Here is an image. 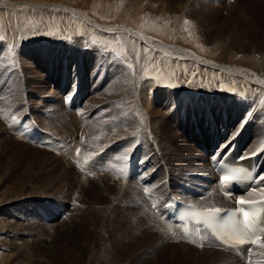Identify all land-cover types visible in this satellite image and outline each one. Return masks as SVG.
Instances as JSON below:
<instances>
[{
    "label": "rangeland",
    "instance_id": "374dc122",
    "mask_svg": "<svg viewBox=\"0 0 264 264\" xmlns=\"http://www.w3.org/2000/svg\"><path fill=\"white\" fill-rule=\"evenodd\" d=\"M156 1L0 0V264H189L176 250L185 247L181 243L168 238L142 243L139 230L146 231L148 223L124 212L133 192L141 200L137 203L149 207L156 201L162 209L161 196L135 189L142 176L137 172L141 150L147 146L139 123L140 98L151 93L152 85V106L158 111L150 115L151 128L159 125L160 144L179 139L172 116L179 114L184 123L189 101L197 95L192 102L219 110L225 102L231 109L247 106L246 125L262 121L259 135L249 138L250 148L262 145L264 93L248 95L218 67L241 69L253 80H258L253 71L264 77V0H162L150 11ZM142 39L163 47H150ZM75 75L80 78L69 84ZM59 87L79 89L78 103L67 98L71 93L64 98ZM166 106L172 108L169 114ZM107 147L113 152L107 153ZM148 150L146 158L157 157ZM180 150L170 154L173 160L166 159L170 170L183 167L177 156L185 160L186 152ZM124 156H134L136 174L131 194L114 202L105 191L110 187L107 170L129 162L117 159ZM194 157L209 166L208 157ZM202 167L185 174L196 180L195 171ZM182 183H177L181 190ZM262 189L258 186L259 195L253 196H264ZM197 195L183 198L201 206L204 202L196 199H209Z\"/></svg>",
    "mask_w": 264,
    "mask_h": 264
},
{
    "label": "bare ground",
    "instance_id": "6f19581e",
    "mask_svg": "<svg viewBox=\"0 0 264 264\" xmlns=\"http://www.w3.org/2000/svg\"><path fill=\"white\" fill-rule=\"evenodd\" d=\"M161 1L162 0H157L156 1L157 4L154 5L150 9V11H155L157 8V5L159 6ZM164 1H166V0H164ZM173 1H176V0H171V2H173ZM167 2H168V0H167ZM35 6L39 7L40 5H38L36 3ZM43 6H45V5L43 4ZM46 6H48V5L46 4ZM0 7H2V5H0ZM160 7H162V5ZM65 9H67L71 13L77 14L81 20L87 22L89 25L97 27L94 23L87 20L83 15H80L78 12L70 10L68 8H65ZM180 10H181V15H182L184 13L185 9L180 8ZM182 18L183 17L180 16V20L175 21V26L177 29L180 28V25H181L182 20H183ZM106 28H107L106 26H103V29H101V31H104ZM116 28L119 29L120 27H116ZM129 28H128V30H129ZM138 37H140V36H138ZM144 40H143V42L150 47H158V48L163 47L162 44L161 45H159V44L152 45V44L148 43V41H146V40L144 41ZM173 48L178 52H182V53L190 56L191 59L193 60V62H195V63L199 62V60L196 57L192 56L187 51H184L183 49H180L178 47H173ZM219 66L220 67H218V68H220V69L222 68L223 70H225L226 72L231 74L230 78L233 79V81L237 84V87L241 91H244V92L246 91L248 95L253 94V93L256 94V92H258L260 94L264 93V77H262V75L253 71L254 76L258 78V80H255V78L253 80L251 77L245 75L244 71L241 69L230 67V66H227L225 64H221ZM137 75H138V73H137ZM140 76L141 75L136 77V83L135 84L137 85V87H138V84L140 83V79H139ZM154 87L155 86L152 85V86H150L149 89H151L153 91L155 89ZM76 90L78 91L76 95H78V99H79L81 96V93L79 92V89H76ZM152 91H150L151 93H149L148 95L145 94V95H143V97L140 98V111L139 112H140V120L141 121H139V123L141 122L142 126L145 129V134H146L145 137L147 140V146L144 150H141L142 158L139 161V165L137 167V170H138L137 172L142 173V176H139V179L137 182L138 187H136L135 189L143 188V191L145 190L148 195H153V196H157V197L161 196L162 209L160 210L157 207L158 204L156 203V201L152 202V204H149V207L146 205H142L140 203L141 200L137 197V194H136V196H133V193H134L133 192L132 197H130L131 202H128V204L126 205L127 209L124 210V212L131 213V211H132L133 213H131V214L134 216V218L136 219L137 222H141L143 224L148 223V227H146V229H147L146 231L139 230V236L142 235L144 238L143 240H140L142 243H146V241H148V242L154 241L156 239L161 240L164 238L165 239L168 238L169 240H171L172 242H175V243H181V245H183L185 247L179 246V247H177L176 250H178V252H180V253L184 252V254H179L180 260L184 258V259H186V261L189 262V264H191V263L192 264H242L239 260L241 258L239 254L232 252L230 249H227V248L223 247L222 245H218L217 243H212V241H208V242L204 243V244L210 246V247H208L209 248L208 250H200V248L203 245L201 243L191 244V242L190 243L186 242L185 239L187 237H185L183 234H181V232L178 230V228L176 226L169 224L167 221L163 220L162 217H163V215L167 214V211L165 208H166L167 204H169V201H168L169 199H170L171 203H173V199H180V200L186 201V200H184L183 197L195 199L197 194L198 195H206L207 192L212 191L213 184L208 182L207 178L204 179V176L210 177V178L216 177L214 172H213L212 167L210 166V157L217 150L216 147H219L220 149L225 147V149H228V147L231 145V143H228V142L231 139H232V142L237 140V142L240 143V145L245 144L247 142L246 143L247 144L246 145L247 151L245 152V154H252V153L261 151L260 155H259V161L263 164V169H264V150L263 149L261 150V148H257V149H253V148L251 149L250 148V145H251L250 140L253 137L255 139V137H257L259 135V132L261 130L260 125L254 126L252 124V122L251 123L248 122L249 124L246 125L248 118L245 116L246 114L244 115V113L248 109L247 106H245L243 108L244 110L242 108L231 109V108L227 107L228 105H226L227 103L225 102L222 105L221 109L219 110L218 106L214 107L210 104H205V105L197 104V103H195L196 102L195 101V102L191 103L190 108H189V114L185 115V116H187V120L184 121V123H183V121L182 122L180 121L179 114L175 115V117L172 116L173 122H171V124L174 125V127L175 126L177 127L178 132L176 133V137H178L179 139H176L175 141H172V142L170 140H166L167 142L165 143V145L160 144V141L163 142L164 138H162L163 133L161 132V129L158 127L159 125L154 128L155 130H152V128H151L152 127L151 126V120H152L151 117L152 116L150 117V115H152V113H154V112L157 113V111H158V110H156L157 107L152 106V102H153L151 99ZM135 103H136V101H135ZM166 105H167V103H166ZM166 108H167L166 109L167 114L172 112V110H171L172 108H170L169 106H166ZM216 109H218V111H216ZM224 114H225V116H224ZM243 116H244L243 119H245L243 121L244 123L242 122L241 126L238 129H235V131H233V129H231L232 135L230 134L231 136L229 135L230 136L229 138L218 143L220 138H222V136L224 135L225 129L228 130L229 128H232V126L235 125L236 122L238 123L239 119H241ZM181 119H183V118L181 117ZM238 125L239 124H237V127H238ZM248 128H251L252 136H247ZM216 129H217V131H216ZM218 130H220V132H218ZM185 135H186V137H185ZM188 137L190 138L191 144L193 146H195L197 149L196 148L193 149L188 144V141L186 140V139H188ZM249 138H250V140H249ZM180 139H182L186 143L182 142V140H180ZM148 146L151 148L152 151H155V154L157 155V157L153 153V154H150L146 158V155L149 154V152H150L148 150L149 149ZM179 146H180V148H179ZM117 149H118V147H117ZM180 149L182 150V152H184V153L186 152V154L184 155V156H186L185 160L181 159L183 156H177L178 157L177 161L179 163L183 164L182 165L183 167L178 166V168H179L178 170H175L174 168H172L170 170V163H168L166 161V159L167 160H169V159L173 160V158L170 157V154L171 153L177 154V153H179ZM106 150H107L106 151L107 153H109L108 151H110V153L113 152L112 151L113 148L107 147ZM161 151H162L163 155L161 154ZM117 154H120L119 149L115 155L117 156ZM194 155H198V156H202V157H208L209 166L204 167L198 161V159L194 157ZM116 156H115V158H116ZM174 158H176V156H174ZM98 160L101 161L102 157H99ZM131 161H132V158L129 159V162H127L128 164L126 163L125 165H123V167H122V165H121V167L119 166V169H117V171H115V170L111 171L110 170L108 172V170H107V173L109 176L107 181L109 182V180H110L111 183L109 182L110 187H107L106 190L105 189L104 190L106 191L107 194L109 192H110V194H112L111 198L114 202L116 201V199H119L123 195L127 194L129 196L131 194L130 193V189H131L130 185L132 186L134 175L136 174L135 163H134V171L133 172H132V170L129 171V165H131ZM114 163L112 162V164H114ZM114 165H116V164H114ZM177 165H180V164L177 163ZM88 166L90 167V164ZM92 167H94V166H92ZM117 167H118V165H117ZM200 167L203 168V170L201 172L195 171V178L198 182L196 180H194V178H192V176H194V174H192V176H188L187 174H185L186 170H188L189 168H200ZM90 170L91 169H89V171ZM121 172H124V174L122 173L123 177L128 176L130 178L128 180L123 179L122 176H120ZM261 177H264V173L261 174ZM190 181L196 183L194 185V187H190L187 185L186 182H190ZM178 182H184L181 185V188L183 191L177 185ZM116 183H117V185H116ZM260 183H264V179H260ZM106 186H108V184ZM112 189L115 190L114 193L111 192ZM249 193H251V195H249ZM254 194H257V193L255 191H249L246 195H244L243 199L256 200V199L264 198V196H262V197L261 196H253ZM119 195H121V196H119ZM257 195H259V194H257ZM116 196H117V198L114 199V197H116ZM209 196H210L209 200H203V201L199 200V199H196V200L198 202H204V205L202 207H213L215 205H212L210 198H220L221 199V196L213 197L214 195L211 196V194ZM247 197H249V198H247ZM137 198L140 201L139 203H137L138 202ZM187 202H190V201H187ZM213 202L215 203V201H213ZM225 202H227V201H225ZM174 205H173V208H174ZM155 206H156V208H154ZM136 212H138L137 216L135 214ZM157 212H159V213H157ZM161 213H164V214H161ZM141 219H143V221ZM145 239H147V240H145ZM137 242H139V241H137ZM255 249H256L257 254H256V256L254 255L250 258L249 264H264V251L260 250L261 249L260 246L256 247ZM203 257L206 260H203L202 259ZM190 260H192V261H190ZM243 264H245V263H243Z\"/></svg>",
    "mask_w": 264,
    "mask_h": 264
},
{
    "label": "snow or ice",
    "instance_id": "6c2138e0",
    "mask_svg": "<svg viewBox=\"0 0 264 264\" xmlns=\"http://www.w3.org/2000/svg\"><path fill=\"white\" fill-rule=\"evenodd\" d=\"M185 23H187V21ZM117 159L121 161H126L127 157L126 156L117 157ZM237 175L238 173L236 171H232L230 174L225 175L223 177V180L227 182L230 178L237 176ZM258 179H264V177H259ZM261 194L264 195V189L261 190ZM249 195H251V193H249ZM251 203L253 202L245 200V199H239L237 201V204L239 205V207L232 213L233 218L237 217L238 215H242L243 217V220L238 222L241 226L237 228L234 232L233 240L235 243L242 244V243L248 242V243L260 244V235L252 231L253 226L256 223L255 210H252L250 212L246 210L244 207V205L251 204ZM219 213H220V209L216 208V209L210 210L209 212L201 213V215L204 216L205 221L211 223L213 220H215L217 214ZM260 246L264 247V244H261Z\"/></svg>",
    "mask_w": 264,
    "mask_h": 264
}]
</instances>
